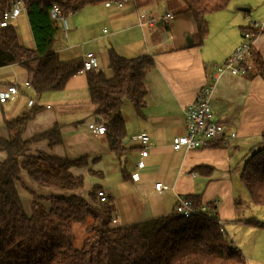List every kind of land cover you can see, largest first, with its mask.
Returning a JSON list of instances; mask_svg holds the SVG:
<instances>
[{
    "label": "crops",
    "instance_id": "1",
    "mask_svg": "<svg viewBox=\"0 0 264 264\" xmlns=\"http://www.w3.org/2000/svg\"><path fill=\"white\" fill-rule=\"evenodd\" d=\"M181 9L178 0H122L108 5L104 2L85 5L65 16L57 37L64 41L55 44L53 50L63 60L82 59L85 52H93L98 68L104 72L107 66L104 72L107 77L112 75L108 67L110 49L123 57L147 54L153 60L144 78L146 95L141 112L136 113L132 107V117L130 107L123 112L121 109L126 128L122 156L108 149L116 158L115 167L117 162L121 167L120 174L116 167L115 178L110 180L104 174L98 182L111 202V224L122 226L166 215L174 210L179 198L199 194L201 205L214 202L216 216L223 223L226 235H232L228 237L233 244L249 256L245 264H264V255H260L254 238L245 242L236 238V227L259 228L263 230L256 233L259 237L264 236V228L242 222L254 216L239 213L234 196L243 159L263 140L264 79L260 75L224 72L216 81L210 101L214 119L223 124V136L235 134V138L223 141L222 136L197 149L174 150L171 146L174 136L186 132L183 108L194 101L198 89L207 81V74L240 43L249 22L259 25L252 46L264 62V0H231L226 8L206 15L207 35L201 44H197L196 22L182 14ZM25 13L14 24L20 42L32 48L34 43ZM145 18L152 22L140 26L138 19ZM91 25L96 29H90ZM103 25H109L112 31L108 32ZM100 27L103 28L99 33ZM83 39L91 42L94 49L82 51ZM101 41L106 43V48L99 46ZM24 81L27 76L20 65L0 67V91L12 84L20 87L17 95L0 103V136H8L4 118L37 109L22 137L28 139L57 125L61 141L52 147L46 140L38 141L31 145V153L45 151L69 158L72 156L68 153L79 150V154L98 156L96 147L106 142L105 137L99 138V143L87 137L81 145L74 136L78 130L87 133L86 123L96 117L95 106L89 101L85 73L77 72L61 91L41 94L33 93L29 86L23 85ZM28 98L34 101L30 105L26 103ZM74 125L76 128L70 129L69 134H62ZM143 134L149 139L148 154L143 158L144 165L138 167ZM4 156L0 151V160ZM96 165L93 167L104 170ZM158 181L163 185L160 191L153 186ZM247 231L248 235L252 232Z\"/></svg>",
    "mask_w": 264,
    "mask_h": 264
},
{
    "label": "trees",
    "instance_id": "2",
    "mask_svg": "<svg viewBox=\"0 0 264 264\" xmlns=\"http://www.w3.org/2000/svg\"><path fill=\"white\" fill-rule=\"evenodd\" d=\"M14 1L0 0V20ZM21 1L34 46L29 48L20 42L13 22L0 26V67L20 65L35 94L61 91L78 72L82 61L79 57L60 59L53 50L58 28L50 16L51 6L57 5L67 16L85 5L112 0ZM179 1L180 12L196 22L197 44H201L207 35L205 16L226 8L231 0ZM250 61L247 75H260L264 79V62L254 49ZM152 66L150 55L123 57L110 49V77L100 68L85 72L89 101L95 106L94 114L103 120L105 140L116 156H122V141L126 137L122 102L128 100L136 113L141 112L146 95L144 78ZM36 111L30 109L3 120L8 136H0V151L5 153L0 160V264H245L239 249L220 232L212 201L206 203L211 216L184 217L173 210L166 215L114 226L111 202L107 197L101 201L97 194L101 186L95 183L88 191V199L75 195L43 197L49 202L48 208L38 201L41 196L28 190L32 196L28 215L18 193V185H23L21 172L40 186L66 191L76 190L84 183V175L74 173L73 169L103 177V171L93 167L100 156L69 159L45 151L31 153L33 143L46 140L52 147L61 141L57 125L28 139L22 137ZM262 137L263 143L264 134ZM239 180L249 202L264 207V144L251 149L243 159ZM185 198L195 206L201 205L199 194H188ZM72 221L84 226L86 236L80 248L73 247ZM242 222L264 228V223L254 218Z\"/></svg>",
    "mask_w": 264,
    "mask_h": 264
},
{
    "label": "built area",
    "instance_id": "3",
    "mask_svg": "<svg viewBox=\"0 0 264 264\" xmlns=\"http://www.w3.org/2000/svg\"><path fill=\"white\" fill-rule=\"evenodd\" d=\"M121 1L122 0H112L104 3L108 5L110 2L119 3ZM24 11L25 8L23 2L21 0H15L10 9L3 13L2 19L0 20V26H6L8 23L13 22V20L18 18ZM50 16L55 22H64L65 16L62 14L57 5L51 6ZM167 16L169 15L166 14V17ZM151 22L152 20L150 18L138 19V24L140 26L143 23L147 24ZM248 27L250 30L242 31V39L231 54L223 62L215 65L214 70L207 74V81L198 89L194 101L183 108L186 132L182 135H176L173 137L171 143L172 149L189 150L203 148L223 136V124L214 119V113L210 104L211 95L216 81L222 73L228 72L233 75H245L250 69V58L253 50L252 40L259 32V25L254 21L249 22ZM81 61L82 65L79 68L78 73H85L88 70L98 69L97 58L91 51L85 52ZM23 85L27 87L28 82L24 81ZM18 92L19 90L16 84L6 86L4 90L0 91V103L12 99L18 94ZM33 102L34 101L30 98L26 100L28 105ZM86 130L88 139H97L104 137L106 128L104 123L98 120H93L86 124ZM223 137L224 139L222 140L226 141L227 139L235 138V134ZM140 141L142 147L140 150V160L137 161L138 167H142L144 165L143 158L148 154V136L145 134L140 135ZM153 186L155 190L160 191L163 185L158 181L155 182ZM97 194L100 196L101 201L106 198L104 192L101 190L98 191ZM174 211L184 217H188L192 214H205L207 216L213 215V213L207 210L206 205L195 206L185 197L178 199L174 206ZM218 223L220 225V232L225 233L222 222L218 221Z\"/></svg>",
    "mask_w": 264,
    "mask_h": 264
},
{
    "label": "rangeland",
    "instance_id": "4",
    "mask_svg": "<svg viewBox=\"0 0 264 264\" xmlns=\"http://www.w3.org/2000/svg\"><path fill=\"white\" fill-rule=\"evenodd\" d=\"M126 1H128V0H126ZM178 2L180 3L179 0H178ZM69 15H72V14H69ZM14 20H13V23H14ZM61 25H62V22L56 21V26L58 28V31H60ZM103 27L106 28V30L108 32L112 31L109 25H103ZM103 27H100V29L97 30V32L100 33V30ZM16 29H17V27H16ZM90 29L95 30L96 29L95 25H93V26L91 25ZM67 32H68V29H67ZM58 34H59V32H58ZM83 40L84 41H82V47L80 48L82 51H85L87 49H89V50H93L94 49V47L92 46L91 42H88L85 39H83ZM63 41L64 40L62 39V37H60V38H58L55 41V44H57V43L62 44ZM78 42H81V41H78ZM99 46H101L103 48L104 47L106 48L107 45H106V43H104V41H101ZM106 67L107 66L105 65L104 66V72L105 73H106ZM129 103L130 102L128 100H123L121 109H122V112H123L124 109H125V111H127V107H130L131 115L133 117V109L134 108L132 109L133 106L131 104H129ZM77 124H79V123H77ZM84 124H85V120H84ZM75 126L76 125L69 126V128L64 130L62 132V134L63 135L64 134H69L68 131L70 129H75L76 128ZM74 134H75L74 136L76 137L75 139L81 145H83L88 139L87 138V133L85 131L82 132V131L78 130ZM98 139L99 138H97V140H96L97 143H99V141H100ZM261 144H264V141H263V143L260 142L259 144L255 145V147L259 146ZM96 148H97L96 154H98V156H100V161H101V163H97L96 166H99L98 168L104 169L103 170V175L106 174V177L108 179L111 180V179L115 178L116 174H115L114 171H115L116 167H117V170H118L119 174H120V171H121L120 170L121 167H120L118 162H117L118 166L115 167L116 158H114V156L112 154L108 153L109 147L107 145V142H102V145L98 144ZM79 152L80 151L77 150V151L68 153L70 156H72V157H69V158H76V157H79V156H83L85 154V153L79 154ZM89 157L92 158V156H89ZM73 172L74 173H81V174L84 175L83 186L78 188V189H76V190H73V191H66V190L57 189V188H47V187L40 186V185L36 184L35 182H33L31 179H29L24 172H21V180H22L23 185L22 184L18 185V193H19V196H20V199H21V202H22V205H23V208H24L25 212L28 215L31 214V200H32V196L28 192V190L31 193L36 194L37 196H41V198H39L38 201L43 206H45L46 208L49 207V202H48V200L44 199L43 197H47V196H50V195H61V196H65V197H68V196H71V195H75V196H80V197L88 199V191H89L90 187L93 184H95V183L101 182V179L95 178L94 176L88 175L87 173H85L84 169H73ZM234 194H235L234 196L237 198V204L239 206V213L243 214L244 216H247V215L248 216H254V217H250V218H254V219L264 223V207L263 206L254 205V204H251L249 202L247 191H246V189L243 187V185L241 183H239L238 186L234 188ZM71 226H72L73 247L74 248H80L81 245H82V241H83L84 237L86 236L85 231H84V226L80 225L79 223H77L75 221H72ZM249 227L250 226H247V225L236 227L237 228V229H235L236 238H238L237 240H242L244 242L246 240H249L250 238H254V242L258 246V251L260 252V255L263 256L264 255V236L259 237L256 234V233H259L258 231H263V230H260L259 228H249ZM247 230L252 231L251 234L248 235V231ZM228 236H232V235L228 234ZM241 254L244 257V262L247 263L249 256L248 255L247 256L244 255L242 252H241Z\"/></svg>",
    "mask_w": 264,
    "mask_h": 264
},
{
    "label": "water",
    "instance_id": "5",
    "mask_svg": "<svg viewBox=\"0 0 264 264\" xmlns=\"http://www.w3.org/2000/svg\"><path fill=\"white\" fill-rule=\"evenodd\" d=\"M57 37H58V36H55L56 39H57ZM95 120H98V121H100V122H103V120H102L100 117H98V116L95 117Z\"/></svg>",
    "mask_w": 264,
    "mask_h": 264
}]
</instances>
